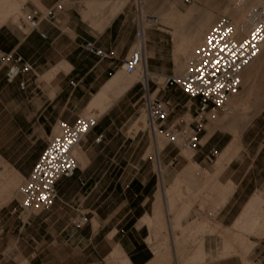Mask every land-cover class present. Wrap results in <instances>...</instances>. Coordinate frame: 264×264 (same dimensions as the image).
<instances>
[{
  "label": "crops",
  "instance_id": "0c3cea01",
  "mask_svg": "<svg viewBox=\"0 0 264 264\" xmlns=\"http://www.w3.org/2000/svg\"><path fill=\"white\" fill-rule=\"evenodd\" d=\"M20 1L22 14L62 8L40 23L45 39L29 31L22 17L19 27L11 21L0 25V53H15L33 66L31 74L12 83L0 67V264H179L176 259L156 260L155 249L172 250L173 235L179 237L181 231L186 249L196 250L191 245L201 239L204 260L212 259L221 247L214 235L198 232L204 222L209 229L229 231L255 197L259 201L253 208L264 218V109L248 119L235 114L248 107L264 64L245 71L240 96L227 104L228 116L217 124L205 122L200 145L187 161L172 145L157 147L162 131L153 136L134 116L121 112L138 96L139 81L108 87L116 77L124 82L123 76L135 75H124L120 66L138 41L150 74L173 75L167 31H157L150 22L141 29L138 23L140 1L143 10L153 0H138V10L132 0ZM87 43L106 58L89 54ZM23 81L24 90L19 87ZM154 83L148 79L150 91L174 107L168 122L186 123L185 116H194L180 90H162ZM116 93L122 94L116 98ZM86 114L98 122L77 147L74 176L57 182V199L48 211L18 215V187L57 134L58 124L72 125ZM236 146L238 157L223 165ZM26 147L33 149L32 155L20 164ZM211 151L217 152L215 159L219 155L217 162L209 157ZM12 171L18 180L7 189ZM75 208L89 219L80 229L69 224ZM220 256L205 264H242ZM248 261L264 264V259Z\"/></svg>",
  "mask_w": 264,
  "mask_h": 264
},
{
  "label": "built area",
  "instance_id": "2783aa9c",
  "mask_svg": "<svg viewBox=\"0 0 264 264\" xmlns=\"http://www.w3.org/2000/svg\"><path fill=\"white\" fill-rule=\"evenodd\" d=\"M132 1L137 8L138 0ZM61 8L62 5H57L46 12L28 11L23 14L22 22L29 31H35L45 39V34L39 31L40 23L52 20L55 11ZM149 21L157 31L163 28L156 17L149 18ZM138 23L141 26L139 19ZM263 44L264 4L251 11L247 25H234L227 18L216 21L181 74L154 78L155 88H176L187 97L188 108L194 109V116L188 124L181 121L168 122L174 107L159 98L155 90L150 91L148 81L146 87L139 81L143 87L141 102L146 125L151 135L155 136L156 132L162 131L167 144L181 151H195L200 145L199 133L204 129L205 122L215 121L219 115L227 114L229 99L240 92L241 76L257 58ZM86 51L99 60L106 58V54L92 43L86 44ZM143 53L144 46L141 43L122 62L120 68L124 74L132 75L140 69L143 75V65L146 64ZM0 67L5 69L4 77L8 83L33 72L31 63L12 52L0 53ZM71 85L74 86L73 83ZM19 87L24 90L27 82H20ZM97 122V117L87 115L77 118L72 125L65 122L58 124L57 134L48 140L29 176L18 187V215L28 217L48 211L53 206L57 199V182L62 178L73 177L77 170L78 163L73 150ZM101 138L99 136L95 141L98 143ZM216 155V151L209 153L210 158H215ZM88 220L82 209L75 208L69 224L80 229Z\"/></svg>",
  "mask_w": 264,
  "mask_h": 264
},
{
  "label": "rangeland",
  "instance_id": "374dc122",
  "mask_svg": "<svg viewBox=\"0 0 264 264\" xmlns=\"http://www.w3.org/2000/svg\"><path fill=\"white\" fill-rule=\"evenodd\" d=\"M153 1H154L153 4L152 3L149 4V2H147V4L144 6L143 10H142V3L140 1V10L142 12L140 10L138 11L137 18L139 19L140 16L146 17L148 15L151 17L158 18L160 20V22L162 23L164 30L167 31V33L169 34L168 39H170V47L169 48H170V51L172 54V60H173L172 61L173 64L171 65L173 68V74H181L188 67L189 63L192 60V59H190L184 55L183 47H180V43L182 41L184 42V40L188 39V41H190L189 44L192 47H196L197 45H199L201 43V41L204 39L205 35L207 34V32L209 31L211 26L214 23H216V21H218L221 18H227L235 25V21L238 18V15L236 16V15L232 14L234 7H235L234 2L236 0H195V1L194 0H153ZM20 2H21L20 0H0V8H2L4 6V4H8L9 6L11 5V7L13 9L15 7H17L16 9H18V10L16 11L17 14L15 16H12V14H10L11 11L7 12L6 14H9L8 21L13 22L18 27H19V21L18 20L21 17L23 18V14L20 12V7H19ZM248 3H250V2H248ZM172 11L176 13V16L179 19L183 16L186 17V19H184L185 21L183 22L182 26H180V30H177L178 26H176V25L172 26L170 23H168L166 17H162L164 14L170 13ZM0 14H1L0 15V18H1L3 16V14H5V12L0 10ZM189 22L192 23V25H184V24L189 23ZM166 23H168L170 25H168ZM138 43H139V41H138ZM138 43H137V45H138ZM183 65H186V66L183 68ZM140 76H141V72L137 71V73H135V75L133 77L123 76V79H124L123 81L127 80L126 82H130V84H131L133 82L140 81ZM151 78L154 79L155 77L152 74H150L148 79H151ZM138 90H139L138 96L132 101L131 105L122 106L121 112L125 115L134 116L136 120H139V122L141 123V126H143V128H147L146 117H145L142 102H141V96L143 94V87L140 85L138 87ZM241 91H242V88H241L240 92L238 93V95H236L232 98L239 97L241 94ZM121 94L116 93L115 94L116 98L120 97ZM259 107H262L261 110L264 109V66L261 68V70L258 73V75L255 79V82L252 86V93H251V96L249 99L248 107L245 110L238 109L235 112V114L236 115H243V117H245L244 119H248V117L253 118L257 114L260 113V111L258 109ZM87 115H89V114H86L84 116H87ZM227 116L228 115H226V114L219 115V117L215 121H211L210 116H208V118H209L211 123L217 124V123H220L221 120H223ZM184 120L188 124L191 121V117L189 115L185 116ZM160 137L161 138H157L158 139L157 140V143H158L157 147L158 148L162 147V145L163 144L165 145V143H166L164 137L162 135H160ZM162 140H163V143H162ZM25 149H26L27 153H25L23 155L21 154L20 164H24V160L27 157H30L32 155L33 149H30L27 147ZM237 150H238V147L236 146V148L228 154V160L225 161L223 163V165L225 163L229 162L231 159L238 157V155H237L238 151ZM193 154H194V151H181L179 155H180V157H183V159H185L187 161L188 160L191 161ZM218 158H219V155L216 159L211 158V160L212 161L216 160V162H217ZM217 171L218 170H216V172ZM11 173H12V177H11V179L7 185V189H13V187L16 184V181L18 180V174L15 171H12ZM203 177L207 178L208 175L203 174ZM12 192L13 191H11V193ZM172 192H175V191H172ZM255 195H257V194H255ZM177 221H178V219H176V222ZM233 228L231 230H233ZM210 229H214V231H212V232L206 231V233H204V235H214L218 241L217 245L219 247H221L220 250L213 251L214 256L209 254L210 251L204 250L207 253V255L212 256V259L218 260L220 255H221L220 257L222 259H225L228 257H231V258L234 257L236 259H240L242 264H253V263L248 261L249 258L251 259V261H255V262H258V261L264 259V231L260 232L259 236L247 237V240L249 239L248 241H250L249 243L252 245V247L244 254V256H241L242 254L238 253V254L228 255L227 257L223 258L224 249H225L226 245L228 244L230 237L235 233L228 234V232H226L227 230H225V229H229V228H222L221 226H215V227L210 228ZM208 230H209V228H208ZM231 230H229V231H231ZM184 238H185V235H183L182 232H180L179 237H177L176 235H173V240H174L173 246L174 247L172 250L162 249V248L155 249V251L157 250L156 252H158L155 256L156 260L176 259V260H178L179 264L191 263L187 259H188V257L190 258V256L193 255L196 250L186 249L185 244H183L184 242H182ZM199 241H202V240L197 238V242L195 241L191 246H195V245L198 246L200 244V243H198ZM176 244H180V250H181L180 252L176 248ZM162 247H164V245ZM205 257L206 256L204 254V259H205ZM207 259L212 260L209 257ZM206 260H202V261H199L197 263H192V264H205ZM219 260H220V258H219ZM121 264H125V263L122 262Z\"/></svg>",
  "mask_w": 264,
  "mask_h": 264
},
{
  "label": "bare ground",
  "instance_id": "6f19581e",
  "mask_svg": "<svg viewBox=\"0 0 264 264\" xmlns=\"http://www.w3.org/2000/svg\"><path fill=\"white\" fill-rule=\"evenodd\" d=\"M248 2H250V3H248ZM234 3H235L234 4L235 7H234V10H233L232 14L233 15H236V16L238 15V18L235 21V25H239V24H246L247 25L248 17L250 15L251 11L253 9H255L256 7H259L260 5L264 4V0H236ZM11 8H12L11 5L9 6L8 4H4V6L2 8H0V10H2V11L5 12V14H3V16L0 18V25L8 21L9 14H6L7 12L11 11L10 14H12V16H15L17 14V12H16L18 10V9H16L17 7H15L14 9L13 8L11 9ZM162 17H166L168 23H170L172 26H174V25L178 26V29L177 30H180V26H182L183 22L185 21L184 19H186V17H184V16L179 19L176 16V13L173 12V11L170 12V13L164 14ZM149 18H151V16H148V15L146 17L145 16H140L139 20L142 22L141 23V29H143L145 27L144 26L145 24H147V23L149 24V22H150L149 21ZM158 22H159V19H158ZM141 38H142V40H144L143 39V32H141ZM202 41H201V43H202ZM139 43L141 44V42H139ZM189 43H190V41H188V39L187 40H184V42L182 41L180 43V47H183V53H184L185 56H187L190 59H193L194 53H195L197 47L201 43L199 45H197L196 47H192ZM142 44H143V42H142ZM147 58H148V56L144 52L143 53V59L145 60V63H146ZM256 64H264V44L262 45L261 50H260V53L257 56V58L245 69V71L251 70L252 67H254V65H256ZM186 65H183V68ZM138 71L141 72L140 69ZM245 71L243 72V74L245 73ZM135 73H137V71ZM135 73H133V74H135ZM243 74H242V76H243ZM124 75H126V74H124ZM149 75L150 74H149V72L147 70V63H146L145 65H143V75L141 74V76H140V81L143 82L144 86L147 85V81H148ZM126 76H131V75H126ZM242 76H241V86L245 84V80L244 79L242 80ZM131 77H133V76H131ZM141 77H143V79ZM126 81L121 82L120 79H119V77L118 78L116 77L109 84L108 87H112L116 83H121V84L124 85ZM126 84L129 85L130 82H126ZM125 87H126V85H125ZM93 105H94V101H93ZM77 152H78V149L76 147L73 150V155L75 156V158L77 156ZM179 191H178V193H180ZM257 198L256 197H255V199L253 198V200L250 203H248L245 211H243L244 213L242 212L243 214L241 215V217L234 224L233 230L227 231L228 234H230V233H232V234L235 233V234H233L230 237V239L228 241V244L226 245V247L224 249L223 258L227 257L228 255L238 254V253H241L242 254L241 256H244V254L252 247V245L247 240V237L259 236V233L264 231V219H263L262 215L259 212H256L257 210H255V208H253L254 205L257 204V201H259ZM18 200H19V197H18ZM173 204H174V202H173ZM170 207H172V206L170 205ZM250 210L252 212H254V210H255V212L250 214ZM207 226H208V222L206 221V222H204V224L202 225V227L201 226L199 227V231L198 232H200V233L201 232L203 233V232H206V231L212 232L213 230L212 229H209L208 230V227ZM195 234H197V233H195ZM176 248L178 249L179 252L181 251L180 250V244H176ZM156 251H155V255L158 253ZM202 260H204V252H203V247H202V242H201L197 246V249H196L195 253L190 256L189 261L191 263H197V262L202 261Z\"/></svg>",
  "mask_w": 264,
  "mask_h": 264
}]
</instances>
